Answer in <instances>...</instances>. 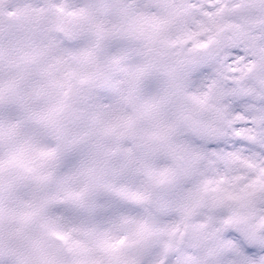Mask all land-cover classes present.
<instances>
[{
  "label": "snow or ice",
  "instance_id": "obj_1",
  "mask_svg": "<svg viewBox=\"0 0 264 264\" xmlns=\"http://www.w3.org/2000/svg\"><path fill=\"white\" fill-rule=\"evenodd\" d=\"M0 264H264V0H0Z\"/></svg>",
  "mask_w": 264,
  "mask_h": 264
}]
</instances>
